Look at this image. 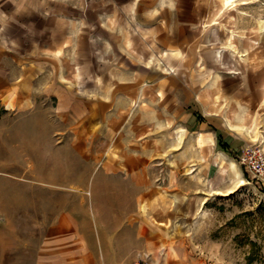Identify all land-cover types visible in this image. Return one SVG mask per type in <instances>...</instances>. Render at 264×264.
I'll return each instance as SVG.
<instances>
[{"label": "crops", "instance_id": "1", "mask_svg": "<svg viewBox=\"0 0 264 264\" xmlns=\"http://www.w3.org/2000/svg\"><path fill=\"white\" fill-rule=\"evenodd\" d=\"M218 6V0H0L1 104L15 118L41 109L52 151L87 157L92 172H101L90 181L89 223L76 211L57 214L39 264H139L162 251L173 264V230L147 225L136 206L145 212L157 196L170 203L151 180L165 166L155 162L179 151L166 141L185 135L186 148L207 156L205 172L241 150L227 99L249 90L226 84ZM169 181L163 189L173 188ZM72 186L82 187L81 179ZM74 201L81 204V195Z\"/></svg>", "mask_w": 264, "mask_h": 264}, {"label": "rangeland", "instance_id": "2", "mask_svg": "<svg viewBox=\"0 0 264 264\" xmlns=\"http://www.w3.org/2000/svg\"><path fill=\"white\" fill-rule=\"evenodd\" d=\"M224 1L218 0L215 24L220 29L217 45L223 50L224 78L235 90L244 84L249 90L244 98L227 99V119L241 138V150L205 172L207 156L196 146L186 148L185 135L174 138L178 144L167 140V146L173 141V151H179L165 162H155L169 167L155 166L151 180L158 195L170 203L157 196L145 212L136 205L147 225L173 230V264H264V175L255 176L242 163L244 147L264 148V0H236L228 7ZM4 109L0 264H39L40 249L57 214L76 211L82 224L89 223L85 213L92 211L90 181L96 182L101 172H92L95 163L87 157L78 161L67 151H52L45 141L49 127L37 116H43L41 109L35 117L17 118ZM3 116L7 118L1 122ZM80 179L82 187L72 186ZM169 179L173 188L163 189ZM79 195L81 204L74 201ZM141 259L139 264H167L169 256L162 251Z\"/></svg>", "mask_w": 264, "mask_h": 264}, {"label": "built area", "instance_id": "3", "mask_svg": "<svg viewBox=\"0 0 264 264\" xmlns=\"http://www.w3.org/2000/svg\"><path fill=\"white\" fill-rule=\"evenodd\" d=\"M242 155L243 165L255 176L264 175V148L256 145L244 147Z\"/></svg>", "mask_w": 264, "mask_h": 264}, {"label": "bare ground", "instance_id": "4", "mask_svg": "<svg viewBox=\"0 0 264 264\" xmlns=\"http://www.w3.org/2000/svg\"><path fill=\"white\" fill-rule=\"evenodd\" d=\"M235 1L236 0H225L224 1V6L228 7V6L233 5V4L235 5V3H234Z\"/></svg>", "mask_w": 264, "mask_h": 264}, {"label": "trees", "instance_id": "5", "mask_svg": "<svg viewBox=\"0 0 264 264\" xmlns=\"http://www.w3.org/2000/svg\"><path fill=\"white\" fill-rule=\"evenodd\" d=\"M3 109H4V107L1 106V102H0V117H1V112H3Z\"/></svg>", "mask_w": 264, "mask_h": 264}]
</instances>
